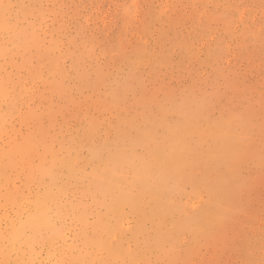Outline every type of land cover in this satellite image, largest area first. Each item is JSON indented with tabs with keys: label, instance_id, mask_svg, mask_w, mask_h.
Returning <instances> with one entry per match:
<instances>
[{
	"label": "rangeland",
	"instance_id": "obj_1",
	"mask_svg": "<svg viewBox=\"0 0 264 264\" xmlns=\"http://www.w3.org/2000/svg\"><path fill=\"white\" fill-rule=\"evenodd\" d=\"M0 264H264V0H0Z\"/></svg>",
	"mask_w": 264,
	"mask_h": 264
}]
</instances>
